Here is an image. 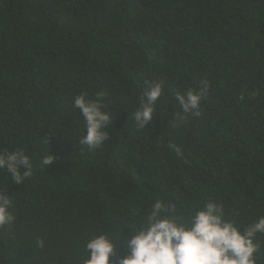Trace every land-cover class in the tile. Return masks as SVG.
<instances>
[{
	"label": "trees",
	"instance_id": "1",
	"mask_svg": "<svg viewBox=\"0 0 264 264\" xmlns=\"http://www.w3.org/2000/svg\"><path fill=\"white\" fill-rule=\"evenodd\" d=\"M161 81L140 128L145 82ZM201 81L200 115L181 119L174 93ZM100 92L113 119L92 149L72 105ZM17 149L33 174L17 185L0 169L15 216L0 264H83L93 234L126 237L157 201L180 212L214 198L252 222L264 214V0H0V152Z\"/></svg>",
	"mask_w": 264,
	"mask_h": 264
},
{
	"label": "clouds",
	"instance_id": "2",
	"mask_svg": "<svg viewBox=\"0 0 264 264\" xmlns=\"http://www.w3.org/2000/svg\"><path fill=\"white\" fill-rule=\"evenodd\" d=\"M140 105L134 112L138 127L151 123L156 106L164 92L161 82H145ZM208 82L201 81L200 90L174 93V99L185 116H199L202 100L208 91ZM106 93L90 99L87 93L74 97L73 107L80 111L86 132L79 142L95 149L107 139L112 112L106 110ZM178 156L181 148L169 144ZM52 153L41 158V167L54 161ZM0 169L5 170L12 182L21 185L32 176L33 164L23 149L0 152ZM13 201L8 191H0V226L10 225L15 216L11 211ZM264 237V214L247 225L231 219L225 207L217 199L206 198L195 204L189 203L186 210L177 212L175 205L169 207L157 201L152 210L135 224L126 237H114L111 233L93 234L85 245L87 258L83 264H257L262 245L258 238ZM44 247L43 240H37ZM124 253V254H122Z\"/></svg>",
	"mask_w": 264,
	"mask_h": 264
}]
</instances>
